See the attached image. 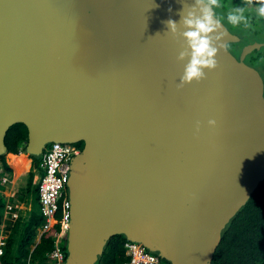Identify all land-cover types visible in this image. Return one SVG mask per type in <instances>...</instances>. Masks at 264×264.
I'll list each match as a JSON object with an SVG mask.
<instances>
[{
  "label": "water",
  "instance_id": "1",
  "mask_svg": "<svg viewBox=\"0 0 264 264\" xmlns=\"http://www.w3.org/2000/svg\"><path fill=\"white\" fill-rule=\"evenodd\" d=\"M185 4L0 0V155L17 122L29 155L83 142L67 181L68 264H95L116 233L170 264H212L264 179V74L214 8L218 66L178 89L186 45L165 21L179 24Z\"/></svg>",
  "mask_w": 264,
  "mask_h": 264
},
{
  "label": "trees",
  "instance_id": "2",
  "mask_svg": "<svg viewBox=\"0 0 264 264\" xmlns=\"http://www.w3.org/2000/svg\"><path fill=\"white\" fill-rule=\"evenodd\" d=\"M223 1L224 6L230 5L229 1L237 3L239 9H243V15L246 18V23L242 22L241 24L252 30L254 34L261 31L263 20L258 16L260 5L257 0H252L250 6L247 0ZM252 9L253 11H251ZM241 38L242 42L249 40L245 36ZM257 41L264 40H260L259 37L251 39L250 43L254 48V57L250 60L252 64L254 63L253 65L256 64L255 66L260 63L259 59L262 58V52L264 51V44L259 45ZM261 65L262 68L260 67V69L264 74V64ZM26 138V125L23 122L13 124L6 135L8 152L17 154L26 152ZM79 144L83 146V142H79ZM6 155H0V161L2 162L3 170L6 171L7 175H11L13 169L7 163ZM21 156H15L16 158L19 157L16 161V166L23 162L24 168L27 169L29 167V159ZM30 156L34 159L35 167L40 168L39 155ZM11 164L14 167V161H11ZM33 172L30 173L27 187L20 192L26 193L27 196L29 195L34 205L36 202L39 203V195L37 184L33 182ZM1 186L3 185L0 184V229L3 221V210L6 205V196L2 193ZM23 195L21 194V197H24ZM10 216L9 220L12 224V215ZM42 223L43 216L40 207L38 210L32 208L28 220L17 217L12 233L8 234L5 239L4 250L0 256L2 264H53L49 251L53 246V232L57 226L41 233L39 240H37L38 234L41 232ZM126 240L128 239L124 233L112 235L108 240L103 255L100 256L95 264H119L126 258L124 246ZM159 264H170V262L161 258V263ZM212 264H264V179L224 228L222 240L217 247Z\"/></svg>",
  "mask_w": 264,
  "mask_h": 264
},
{
  "label": "built area",
  "instance_id": "3",
  "mask_svg": "<svg viewBox=\"0 0 264 264\" xmlns=\"http://www.w3.org/2000/svg\"><path fill=\"white\" fill-rule=\"evenodd\" d=\"M81 149L79 142H50L45 147L40 162L43 172L35 175L39 207L43 216L41 233L57 226L53 232V246L49 251L53 264H68L66 243L71 224L72 203L67 190V181L71 160ZM4 245L5 236L0 235V254L4 250ZM124 246L126 258L119 264L161 263V257L140 241L128 239Z\"/></svg>",
  "mask_w": 264,
  "mask_h": 264
},
{
  "label": "clouds",
  "instance_id": "4",
  "mask_svg": "<svg viewBox=\"0 0 264 264\" xmlns=\"http://www.w3.org/2000/svg\"><path fill=\"white\" fill-rule=\"evenodd\" d=\"M252 3V0H247ZM259 3L258 15L264 17V0H257ZM219 0H195L192 6L184 5V8L179 13L181 16L180 23L169 19L165 24L171 35L176 38L183 39L186 46L179 51L177 61H185L183 74L180 77V83L177 88H183L185 84L193 82L199 83L206 78L205 69L208 71L214 70L218 66L216 59L220 36L212 35L217 33L221 27V20L214 13V8L219 7ZM190 9L185 14V9ZM171 11V9H169ZM228 23L238 25L242 22L246 23V18L243 15V9H236L230 12L227 16ZM178 25L185 30L180 31ZM222 35V34H220ZM210 126H215V120H209ZM197 131L199 130V122H197Z\"/></svg>",
  "mask_w": 264,
  "mask_h": 264
},
{
  "label": "rangeland",
  "instance_id": "5",
  "mask_svg": "<svg viewBox=\"0 0 264 264\" xmlns=\"http://www.w3.org/2000/svg\"><path fill=\"white\" fill-rule=\"evenodd\" d=\"M230 2V5H227V6H224V1L223 0H219V7L215 8L219 17L226 23V25L233 31V32H236V33H239L242 36H245V38L249 39V40H246V41H243L242 42V47L244 49V57L246 58V60L252 64V61L250 60L251 58H253L254 56V48L252 46V44L250 43L251 42V39H255L257 37L260 38V40H264V18L261 17V19L263 20V28L261 29V31L257 32L254 34V32L250 29H247L244 25H242L241 23L238 24V25H232L230 23H228L227 21V16L230 12H234L236 9H239V6L237 3H235L234 1H229ZM248 3V2H247ZM248 5L250 6L251 4L248 3ZM240 8H241V5H240ZM250 10V8H249ZM253 11V9L251 10ZM259 16V15H258ZM260 17V16H259ZM253 33V34H252ZM263 47V46H262ZM264 48V47H263ZM262 48V49H263ZM259 62L260 63H257V66H259V68L261 67L262 68V65L261 64H264V51L262 52V58L259 59ZM254 64V63H253ZM256 65V64H255ZM49 144V143H48ZM47 144V145H48ZM27 153V152H26ZM43 154V153H42ZM42 154L39 155V162L41 161L42 159ZM12 161H14V168H15V174L16 175H19V172L23 170H25L24 167H22L23 163L20 162L17 166H16V161L15 159L13 158ZM34 164V167L36 166L35 165V162L33 163ZM5 170H2V174L0 177V184H2L3 186L2 187V193L4 194V192L9 188V192H7L9 195H5L6 196V202L9 203V204H12V197L14 196L13 193L14 191L18 188V186H20V183H19V180L17 182H13L12 181V177H13V172L12 174L10 175H7L6 171L4 172ZM23 172V171H22ZM32 172V171H31ZM25 173L24 175H21L18 179H21V182H23L25 180V177L28 176L29 178V175L30 173ZM43 172V168L42 166L40 165V168H36L34 169V178H33V181H35V175H40L41 173ZM1 173V172H0ZM29 174V175H28ZM6 189V190H5ZM5 190V191H4ZM37 190V189H36ZM4 191V192H3ZM37 192V191H36ZM65 193L67 194V191H65ZM37 194V193H36ZM16 196V195H15ZM35 205H37V202L35 203ZM5 210L8 211V209L10 211H12V205L10 206H5L4 207ZM11 217V216H9ZM12 219V218H11ZM0 264H2V258L0 257Z\"/></svg>",
  "mask_w": 264,
  "mask_h": 264
},
{
  "label": "crops",
  "instance_id": "6",
  "mask_svg": "<svg viewBox=\"0 0 264 264\" xmlns=\"http://www.w3.org/2000/svg\"><path fill=\"white\" fill-rule=\"evenodd\" d=\"M16 154L17 153L8 152V154L6 155L7 163L13 169L12 181L13 182H17L19 180L20 186H18V188L13 193L14 196L12 197V204H9V203L6 202V205H5V206H9V208L12 205V211H10L9 209H8V211L5 210V209L3 210V221H2V224H1L0 235L5 236V239L8 236V234L12 233L13 225L15 224V221H16L17 217H21V218H23V220H28L32 208H34L36 210L39 209V203H37V205H35V204L33 205L32 198H30L29 195L27 196L26 193H24V192L21 193L20 192L21 190H24L25 187H27L28 182H29L28 176L25 177V180L23 182H21V179H18L21 175H24L25 173H29L31 171L32 172L34 171V169H35L34 164H33L34 163V159H33L32 156H30L28 154L27 158L29 159V163H28L29 167L27 169H25V170L22 169L23 172L21 171V172H19V175H16L15 174V168L11 164V161L13 159L12 156H18V154L17 155ZM22 167H24V166L22 165ZM2 170H3L2 162L0 161V172H1L0 173V177H2L1 176ZM29 177H30V175H29ZM34 183L37 184L36 182H34ZM8 190H9V188L5 192L4 191L3 192H4L5 195H8V197H9L10 194L7 193V192H9ZM21 194H24L23 195L24 197H21ZM10 215H12V220H13L12 224H11V222L9 220V218H10L9 216ZM40 235H41V232L38 234V239L37 240H39ZM0 256H1V254H0Z\"/></svg>",
  "mask_w": 264,
  "mask_h": 264
},
{
  "label": "bare ground",
  "instance_id": "7",
  "mask_svg": "<svg viewBox=\"0 0 264 264\" xmlns=\"http://www.w3.org/2000/svg\"><path fill=\"white\" fill-rule=\"evenodd\" d=\"M20 154L23 156V157H28V156H26V154L28 155V153H26V152H20ZM20 154H18V155H20ZM21 156V157H22ZM14 159H15V161H17V159L19 158H16L15 156H12Z\"/></svg>",
  "mask_w": 264,
  "mask_h": 264
}]
</instances>
